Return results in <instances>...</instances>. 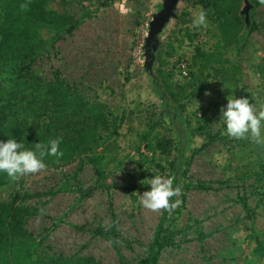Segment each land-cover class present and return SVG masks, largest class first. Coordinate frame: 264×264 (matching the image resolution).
Masks as SVG:
<instances>
[{
    "label": "rangeland",
    "instance_id": "374dc122",
    "mask_svg": "<svg viewBox=\"0 0 264 264\" xmlns=\"http://www.w3.org/2000/svg\"><path fill=\"white\" fill-rule=\"evenodd\" d=\"M200 1L176 4L158 37L151 75L143 68V42L161 0H56L51 7L64 12L57 19L62 30L76 29L27 71L20 72L19 62L0 69V96L14 105L5 114L14 124L29 120L19 107L30 87L40 84L42 94L56 77L72 99L97 106L105 121L88 133L95 142L86 155L45 163L17 182L20 195L39 194L20 203L38 212L25 230L45 237L51 254L140 264L164 216L176 246L158 264H264V146L230 137L220 123L229 96L264 104V4L207 0L204 8ZM197 5L207 12V28L192 26ZM201 84L202 93L192 96ZM8 135L0 131V141ZM162 137L174 142L170 155L155 148ZM155 175L174 177L173 187H181L170 202L185 195L171 214L140 202ZM198 182L210 190L192 188Z\"/></svg>",
    "mask_w": 264,
    "mask_h": 264
},
{
    "label": "trees",
    "instance_id": "16d2710c",
    "mask_svg": "<svg viewBox=\"0 0 264 264\" xmlns=\"http://www.w3.org/2000/svg\"><path fill=\"white\" fill-rule=\"evenodd\" d=\"M54 2L56 0H0V69L19 62L24 64L20 72L27 71L37 59L50 55L57 41L76 29V25H72L65 31L62 30L57 19L64 12L52 9L51 4ZM200 2L204 8L209 6L207 0ZM21 4H28V8L22 11ZM56 79L57 77L54 84L43 86L45 92L42 94L37 90L41 88L40 84L30 87L29 97L19 107L23 117L29 119L23 123L14 124L13 115H5L9 106L14 105L7 102L8 100L5 104L2 103L0 96V131L2 135L9 134L7 140L16 139L23 142L26 149L34 150L36 143L47 144L50 139L62 137L60 151L64 155L59 158H44V163L51 166L67 164L76 157L86 155L91 149L88 142H95V139H88V133L105 125L97 106H89L84 101L72 99L70 87ZM26 86V82L21 83V87ZM202 91L203 84L194 89L192 96L199 95ZM45 118L47 119L44 120ZM213 142L214 138L209 137V144ZM108 148L105 146L102 152H108ZM155 148L160 154L170 155L174 142L170 138L162 137ZM17 182L10 180L6 173L0 172V264H99L92 257L75 258L51 254L50 247L44 245L45 237L37 240L28 234L25 225L38 212L20 203L39 194L20 195L15 192ZM192 188L210 190L199 182ZM184 201L185 195L182 196V202ZM240 203L249 218L250 209L245 200L241 198ZM163 217L153 233L148 253L140 264H158L162 252L176 246L174 234L165 226ZM202 239L200 236L199 240ZM111 244L116 248L114 232L111 235Z\"/></svg>",
    "mask_w": 264,
    "mask_h": 264
},
{
    "label": "clouds",
    "instance_id": "9594fccd",
    "mask_svg": "<svg viewBox=\"0 0 264 264\" xmlns=\"http://www.w3.org/2000/svg\"><path fill=\"white\" fill-rule=\"evenodd\" d=\"M259 2L264 4V0H259ZM20 8L22 11L26 10L28 4H21ZM192 26L208 27L207 12L201 5H197ZM220 112V123L226 126L227 135L238 140L250 139L252 143L264 146V134H262L264 104L256 105L248 98L229 96L226 108L222 107ZM61 143L62 137H58L50 139L47 144L36 143L32 150L26 149L23 142L18 143L13 138H9L7 142L0 141V172L6 173L8 178L14 182L23 176L38 173L47 167L44 163L46 156L59 158L64 155L60 151ZM174 179V177L155 175L149 180L151 190L140 195L141 204L152 212L165 210L171 214L175 211L182 201L180 199L170 201L171 198L180 196L182 189L180 186L173 187Z\"/></svg>",
    "mask_w": 264,
    "mask_h": 264
},
{
    "label": "water",
    "instance_id": "95a60500",
    "mask_svg": "<svg viewBox=\"0 0 264 264\" xmlns=\"http://www.w3.org/2000/svg\"><path fill=\"white\" fill-rule=\"evenodd\" d=\"M179 0H161L160 8L151 15L150 21L147 23V32L143 42L144 49V71L151 75L152 66L155 61V53L157 51L159 41L158 37L162 33L164 27L172 17L173 10ZM249 6L244 9L246 14ZM155 82V83H154ZM158 82L156 77H153V84Z\"/></svg>",
    "mask_w": 264,
    "mask_h": 264
},
{
    "label": "built area",
    "instance_id": "2783aa9c",
    "mask_svg": "<svg viewBox=\"0 0 264 264\" xmlns=\"http://www.w3.org/2000/svg\"><path fill=\"white\" fill-rule=\"evenodd\" d=\"M180 70L182 71V74L183 75H186V67H185V64H183V63L180 64Z\"/></svg>",
    "mask_w": 264,
    "mask_h": 264
}]
</instances>
